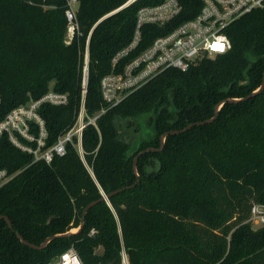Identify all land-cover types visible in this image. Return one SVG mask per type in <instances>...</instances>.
<instances>
[{
  "label": "trees",
  "instance_id": "16d2710c",
  "mask_svg": "<svg viewBox=\"0 0 264 264\" xmlns=\"http://www.w3.org/2000/svg\"><path fill=\"white\" fill-rule=\"evenodd\" d=\"M127 1L79 0L81 34L67 44L66 0H0V119L51 88L66 92V104L40 107L47 145L56 142L80 109L88 38L86 110L100 112L106 105L101 79L131 42L139 8L162 0ZM181 2L172 21L143 27L130 57L203 6L202 0ZM226 33L232 45L225 53L162 71L103 113L97 126L87 125V163L73 144L47 163L33 162L7 136L0 139V168L17 172L0 187V216L14 226L0 219V264H49L72 245L85 264H119L122 242L131 264H264V225L247 221L252 203H264V88L246 100L225 101L211 122L169 133L161 148L165 132L209 119L223 100L262 85L264 7L236 19ZM148 147L156 149L139 157L136 171L134 158ZM96 200L83 229L44 248L17 236L40 245L79 227Z\"/></svg>",
  "mask_w": 264,
  "mask_h": 264
},
{
  "label": "built area",
  "instance_id": "2783aa9c",
  "mask_svg": "<svg viewBox=\"0 0 264 264\" xmlns=\"http://www.w3.org/2000/svg\"><path fill=\"white\" fill-rule=\"evenodd\" d=\"M135 1L137 0H128L124 5ZM202 1L203 6L195 17L158 35L151 44L130 57L131 53L139 47L143 37V27L147 24L164 26L182 12L183 4L181 0H162L158 4L144 5L139 8L131 42L114 55L112 59L114 70L101 79L100 90L106 105L95 116H89L86 110L90 62L88 38L83 64L81 105L74 123L58 137L56 142L47 145L48 129L46 120L40 113V107L44 103L63 105L69 101L68 93L51 88L41 97L32 98L7 112L0 119V139L7 136L13 145L32 154L33 162L51 163L56 156L66 154L69 144H73L85 160L82 141L87 125L97 126V119L103 113L120 104L130 93L145 85L162 71L168 68L187 69L204 55L214 56L228 51L232 45L226 33L228 26L255 8L264 7V0ZM66 5L65 15L68 21L66 43L70 44L76 36L81 34L77 15L79 0H66ZM44 6L49 5L44 4ZM219 45H223V50H219ZM127 57L130 58L116 71L115 68ZM16 174L17 172H10L7 168H0V187L12 180ZM249 221L257 226L264 225L263 202L252 203ZM95 233L96 229L93 228L90 235ZM49 264L85 263L78 250L72 245ZM119 264H131L123 242Z\"/></svg>",
  "mask_w": 264,
  "mask_h": 264
},
{
  "label": "water",
  "instance_id": "95a60500",
  "mask_svg": "<svg viewBox=\"0 0 264 264\" xmlns=\"http://www.w3.org/2000/svg\"><path fill=\"white\" fill-rule=\"evenodd\" d=\"M263 88H264V81H263L262 85H261L258 89H256L254 92H252L251 94H249V95H247V96H245V97H241V98H234V97H231V98L225 99V100H223L222 102H220V103L216 106L215 114H214L213 117H211V118H209V119H206V120L196 121V122L190 123L188 126H186V127H184V128H181V129H173V130H170V131L165 132V133L162 134V136H161V148L164 146V144H165V140H166V136H167L169 133H179V132H183V131H186V130H188L189 128L193 127L194 125H200V124H205V123L211 122V121H213V120L216 118V116L218 115V112H219L221 106L223 105V103H224L225 101L236 102V101L246 100V99L250 98L252 95H254V94L260 92ZM155 149H156V148H154V147H148V148H146V149L141 150V151L136 155V157L134 158V169H135L136 171H137V162H138L139 157H140L142 154H144L145 152L150 151V150H155ZM127 187H129V186H125V187H123V188H120V189L114 191L113 193H115V192H119V191H121V190H123V189H125V188H127ZM109 196H110V194H109V195H105V196H104L103 198H101V199H107V198H109ZM98 201H99V200H96V201L91 202V203H90V204L84 209V211H83V216H82V219H81V223H80L79 227H77V230H75V231H74V230H70V231H67V232H64V233H56V234H53V235L47 237V238H46V239H45L40 245H36V244L30 242L29 240L25 239V238H24L19 232H17V236L20 238V240H21L23 243H25V244H27V245H29V246H31V247L40 248V249H41V248H44V247H45L50 241H52L53 239H55V238H57V237H68V236H70V235H72V234H74V233L80 231L81 229H83V227H84V225H85V219H86V214H87L88 210H89L93 205H95ZM1 218H5V219L7 220V222H8V224H9V226H10L11 228H14L13 223H12V221L10 220L9 216H7V215H2V216H0V219H1Z\"/></svg>",
  "mask_w": 264,
  "mask_h": 264
},
{
  "label": "rangeland",
  "instance_id": "374dc122",
  "mask_svg": "<svg viewBox=\"0 0 264 264\" xmlns=\"http://www.w3.org/2000/svg\"><path fill=\"white\" fill-rule=\"evenodd\" d=\"M53 84H54V82L51 83L52 86H53ZM144 119H145V122H148L149 117L146 116V117H144ZM148 127H150V126H147V127H145V125L143 126V131H144L145 133L148 132V130H149ZM150 130H151V129H150ZM146 131H147V132H146ZM144 132H143V133H144ZM255 201H258V200H255ZM247 221H249V217H248ZM253 226H254V227H258L257 225H254V224H253ZM71 230H74V231H75V230H77V228H73V229H71Z\"/></svg>",
  "mask_w": 264,
  "mask_h": 264
},
{
  "label": "snow or ice",
  "instance_id": "6c2138e0",
  "mask_svg": "<svg viewBox=\"0 0 264 264\" xmlns=\"http://www.w3.org/2000/svg\"><path fill=\"white\" fill-rule=\"evenodd\" d=\"M219 50H223V45L218 46Z\"/></svg>",
  "mask_w": 264,
  "mask_h": 264
}]
</instances>
